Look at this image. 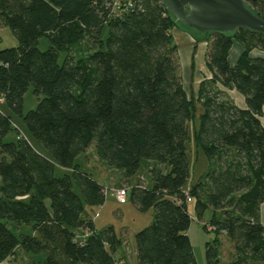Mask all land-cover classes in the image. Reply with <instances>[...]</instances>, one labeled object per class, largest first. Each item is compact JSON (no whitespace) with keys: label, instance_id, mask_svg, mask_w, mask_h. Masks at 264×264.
Returning <instances> with one entry per match:
<instances>
[{"label":"trees","instance_id":"obj_1","mask_svg":"<svg viewBox=\"0 0 264 264\" xmlns=\"http://www.w3.org/2000/svg\"><path fill=\"white\" fill-rule=\"evenodd\" d=\"M248 4L264 20V0ZM175 26L156 0L117 11L105 0H0V27L19 42L0 50V98L9 110L0 109V263L20 249L43 255L38 264H119L123 240L115 228L99 232L85 216L107 196L115 199L77 163L94 150L129 185L118 188L128 191L127 201L155 211L135 237L139 264H197L192 203L199 220L209 212L204 229L217 235L206 245L207 264L221 263L222 233L235 246L229 264H264V58L251 56L264 51V35L209 34L212 77L200 84L193 135L209 167L188 185L197 112L183 87ZM235 40L243 52L232 66ZM31 87L43 98L25 113ZM225 90H236L246 107ZM9 223L37 236L16 235Z\"/></svg>","mask_w":264,"mask_h":264},{"label":"rangeland","instance_id":"obj_2","mask_svg":"<svg viewBox=\"0 0 264 264\" xmlns=\"http://www.w3.org/2000/svg\"><path fill=\"white\" fill-rule=\"evenodd\" d=\"M175 28L176 29L173 30V38L175 44L178 46L177 55L183 87L186 90L192 104L196 105L197 112L196 124L194 123L190 125L191 139H189L187 144L188 158L190 163V179L188 185H190L201 179L209 167V161L203 150L196 145L193 135L199 122V113L202 110L200 104L197 103L200 84L204 79H211L212 77L208 67L207 58V42L209 41L210 36L209 34L197 32L177 22ZM235 45L240 44L235 40ZM18 46L19 42L17 38H15L11 29L8 27L0 28V50L16 48ZM193 46H195L194 49ZM47 48V42L43 40L40 44V49L45 51ZM84 48L85 46L83 44L80 48L82 52L84 51ZM42 98L43 97H37L34 94L33 88L31 87L24 97V112L28 113L32 110H35ZM0 108L4 112L9 111L5 104L2 106L0 103ZM16 123L23 130V133L26 135V137L40 152H43V154L51 157V154L44 146L27 134V131H25L26 129L20 120H17ZM77 163L81 164L83 171L93 175L94 178H96V176L102 177L101 181L104 182L103 180H105V183L107 184L105 187L108 189L129 187V185L125 183H122L121 185L119 178L120 175L118 172L112 169L110 170L108 167L102 164L98 160L94 150H90L86 156H81L77 160ZM57 171H59V168ZM147 174V171H143V173L140 174L144 175V179L141 180L146 184L147 181L149 182ZM261 211L264 219V204L261 207ZM189 213L192 216L189 237L194 248L197 264H207L205 258L206 245L208 243H212L217 236L214 231L211 232L204 229V225L210 220V214L208 212L203 220H199L195 212L194 203L189 205ZM85 216L95 220L96 228L99 232L107 229L108 226H113L115 230L118 231L119 235H121L124 230V233L127 234L126 240L130 243L129 247L134 251L135 236L139 231L152 223L154 219V210L146 213L139 212L136 210L134 204L131 201L128 205H121L113 197L107 196L104 206L95 207L93 209L88 207ZM9 228L13 233L19 235L14 223L9 224ZM218 240L220 242V264H229L236 255L235 246L228 239L227 235L223 233L218 236ZM129 252L126 255H129ZM131 257L132 259L134 257L132 264H137V259L135 256L131 255Z\"/></svg>","mask_w":264,"mask_h":264},{"label":"water","instance_id":"obj_3","mask_svg":"<svg viewBox=\"0 0 264 264\" xmlns=\"http://www.w3.org/2000/svg\"><path fill=\"white\" fill-rule=\"evenodd\" d=\"M177 23L204 34L240 30L264 35V20L249 6L255 0H156Z\"/></svg>","mask_w":264,"mask_h":264},{"label":"crops","instance_id":"obj_4","mask_svg":"<svg viewBox=\"0 0 264 264\" xmlns=\"http://www.w3.org/2000/svg\"><path fill=\"white\" fill-rule=\"evenodd\" d=\"M0 28H4V27H0ZM194 47L195 46H193V49H194ZM242 52H243V46L241 44L240 45H235V41H234L232 50L230 52V57H229V60H230V63H231L232 66H235L237 64ZM251 56L252 57H262V58H264V51L254 50L251 53ZM225 91L229 95V97L231 96L230 98L234 102L235 105H237L240 108H245L246 107L245 98L242 95H240L236 90H229V91L225 90ZM0 103H1L2 106H4V102H3V100L1 98H0ZM8 112H5V113H8ZM261 120H262V122L264 124V116L262 117ZM87 167H88V165H87ZM119 178H120V176H119ZM95 179L98 180L103 185L107 186V184L105 183V180H103L104 182L101 181L102 177L96 176ZM133 182L134 181H132V183ZM132 183L130 185H132ZM121 185H122V182H121ZM129 202H130V200L127 201V203L121 204V205H128ZM134 207L136 208V210H138V208L135 205H134ZM154 217H155V211H154ZM87 218H89V217H87ZM9 224H11V223H9ZM15 226H16V229H17L19 235L20 234H28V235L37 236V233L33 232L32 227H30V226H27V225H19V226H17L16 224H15ZM30 230H32V231H30ZM97 231H98V229H97ZM116 232L118 234V231H116ZM85 234L88 235L87 233H85ZM118 236L123 240L122 247L116 253V257H117V260H118L119 264H132L133 261H134V257L132 259L131 255L135 256V258L137 259V264H139L138 263L137 251H136V242H134V251H133L129 247L130 243L126 240L127 234L124 233V230H123L122 234L121 235L118 234ZM128 252H129V255H126ZM43 258H44V256L41 255V254H39V255L28 254V253L24 252L23 250L19 249V250H17V252H16V254L14 256H12L11 258L7 259L4 262H1L0 264H38L39 262H41L43 260Z\"/></svg>","mask_w":264,"mask_h":264},{"label":"built area","instance_id":"obj_5","mask_svg":"<svg viewBox=\"0 0 264 264\" xmlns=\"http://www.w3.org/2000/svg\"><path fill=\"white\" fill-rule=\"evenodd\" d=\"M105 1L115 11L120 10L121 7L125 5H127V8L132 7V4L134 2V0H105ZM109 193H112L115 199L121 204L126 203L128 200V191L126 189H107L106 195H108Z\"/></svg>","mask_w":264,"mask_h":264}]
</instances>
